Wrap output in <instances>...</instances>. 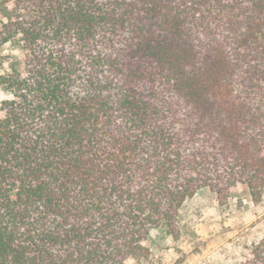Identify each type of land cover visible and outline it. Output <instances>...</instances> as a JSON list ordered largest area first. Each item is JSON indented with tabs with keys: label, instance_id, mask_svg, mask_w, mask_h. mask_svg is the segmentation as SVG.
<instances>
[{
	"label": "trees",
	"instance_id": "obj_1",
	"mask_svg": "<svg viewBox=\"0 0 264 264\" xmlns=\"http://www.w3.org/2000/svg\"><path fill=\"white\" fill-rule=\"evenodd\" d=\"M4 2L0 264L139 262L200 190L261 203L264 0Z\"/></svg>",
	"mask_w": 264,
	"mask_h": 264
},
{
	"label": "rangeland",
	"instance_id": "obj_2",
	"mask_svg": "<svg viewBox=\"0 0 264 264\" xmlns=\"http://www.w3.org/2000/svg\"><path fill=\"white\" fill-rule=\"evenodd\" d=\"M11 5L0 0V28L9 19ZM21 45L18 39H13L0 49V75L12 71H22L23 64L19 60ZM10 91L0 88V102L11 99ZM216 204L218 214V232L216 237L197 238L191 240L184 236L181 221L187 219L189 222L195 221L198 217ZM256 207L260 214L253 223H247L244 228L243 222L240 227L242 231L229 241L222 243L228 238L223 222L226 219L236 217L243 210H250ZM249 212V211H246ZM245 212V213H246ZM179 224L181 236L174 242L164 226H159L150 231L145 242L150 255L147 259L129 264H235L241 262L248 256V249L253 243L264 237V191L262 201L254 205L249 199L245 187H239L230 200L222 207H219L215 198L207 189L200 190L190 201H187L179 213ZM238 225V224H237ZM231 229V226H228ZM233 233V231H231ZM213 240V241H212Z\"/></svg>",
	"mask_w": 264,
	"mask_h": 264
},
{
	"label": "crops",
	"instance_id": "obj_3",
	"mask_svg": "<svg viewBox=\"0 0 264 264\" xmlns=\"http://www.w3.org/2000/svg\"><path fill=\"white\" fill-rule=\"evenodd\" d=\"M256 214H260V211H257L256 207H253V209L250 210H243L236 217L234 216L226 219V222H223L226 233L223 234H227L228 238L222 241V243L229 241L242 231L243 228H236L237 226L240 227L241 222H243L244 228L247 226V223L255 222L258 218ZM217 217L216 204H214L212 207L208 208L206 212H203L197 220L192 222H189L187 219L182 220L181 225L184 236L189 237L191 240L204 237L213 239L216 237V232H218L219 224L217 222ZM228 226H231V229H229ZM231 231H233V233Z\"/></svg>",
	"mask_w": 264,
	"mask_h": 264
}]
</instances>
